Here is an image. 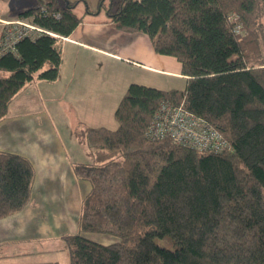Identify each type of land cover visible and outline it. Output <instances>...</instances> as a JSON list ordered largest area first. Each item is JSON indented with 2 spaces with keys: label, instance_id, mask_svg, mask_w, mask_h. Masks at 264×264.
<instances>
[{
  "label": "trees",
  "instance_id": "obj_1",
  "mask_svg": "<svg viewBox=\"0 0 264 264\" xmlns=\"http://www.w3.org/2000/svg\"><path fill=\"white\" fill-rule=\"evenodd\" d=\"M74 6L38 0L19 14L47 33L0 53V121L29 83L58 79L61 39L83 19ZM102 11L117 30L144 33L176 58L187 84H131L116 129L73 130L91 161L74 171L91 189L80 232L63 236L70 264H264V0H99L94 14ZM163 104L205 119L229 148L150 137ZM34 181L26 157L0 150V220L29 205ZM82 233L120 240L104 245ZM166 238L174 249L158 243Z\"/></svg>",
  "mask_w": 264,
  "mask_h": 264
},
{
  "label": "crops",
  "instance_id": "obj_2",
  "mask_svg": "<svg viewBox=\"0 0 264 264\" xmlns=\"http://www.w3.org/2000/svg\"><path fill=\"white\" fill-rule=\"evenodd\" d=\"M56 1L74 3L83 19L61 39L58 79L29 83L0 121V150L26 157L35 170L29 205L0 220V264H70L63 236L80 232L82 202L91 189L74 165L91 161L60 120L113 129L101 124L117 122L115 111L131 84L161 90L187 84L181 63L157 53L146 34L117 30L104 13L94 14L99 0ZM19 14L0 19L30 20Z\"/></svg>",
  "mask_w": 264,
  "mask_h": 264
},
{
  "label": "built area",
  "instance_id": "obj_3",
  "mask_svg": "<svg viewBox=\"0 0 264 264\" xmlns=\"http://www.w3.org/2000/svg\"><path fill=\"white\" fill-rule=\"evenodd\" d=\"M57 18L60 14L55 15ZM241 32L240 25L236 33ZM0 53L14 50L15 44L24 38L35 39L47 33L30 20L3 21L0 20ZM150 137L171 139L175 143L189 146L199 151L222 152L229 148V143L217 129L182 106L163 104L158 110L149 130Z\"/></svg>",
  "mask_w": 264,
  "mask_h": 264
},
{
  "label": "rangeland",
  "instance_id": "obj_4",
  "mask_svg": "<svg viewBox=\"0 0 264 264\" xmlns=\"http://www.w3.org/2000/svg\"><path fill=\"white\" fill-rule=\"evenodd\" d=\"M37 3H38V0H0V15L15 16L21 12L26 11L27 9H30L36 6ZM78 12H80V10ZM101 13H104V11H102ZM60 121H61L60 122L61 127L65 129H72V130L75 129L76 130L84 126H89L87 125L86 122L80 119H68V120H60ZM96 123L97 122L94 121V124ZM101 125H107L115 129L117 127V122H115V124H112L111 122H105V124H101ZM82 234L86 236L87 238L93 241H96L98 243L104 244V245L112 244L120 240L116 236L103 234V233H82ZM158 243L161 246H164L170 249L175 248V245L169 238L159 239Z\"/></svg>",
  "mask_w": 264,
  "mask_h": 264
}]
</instances>
